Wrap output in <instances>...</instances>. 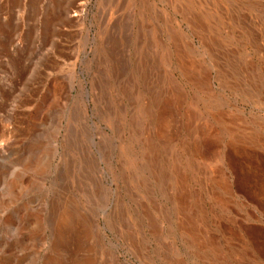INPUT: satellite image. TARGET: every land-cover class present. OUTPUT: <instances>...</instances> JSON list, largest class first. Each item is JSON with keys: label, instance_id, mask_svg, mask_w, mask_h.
Instances as JSON below:
<instances>
[{"label": "rangeland", "instance_id": "1", "mask_svg": "<svg viewBox=\"0 0 264 264\" xmlns=\"http://www.w3.org/2000/svg\"><path fill=\"white\" fill-rule=\"evenodd\" d=\"M0 264H264V0H0Z\"/></svg>", "mask_w": 264, "mask_h": 264}]
</instances>
